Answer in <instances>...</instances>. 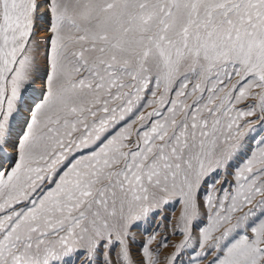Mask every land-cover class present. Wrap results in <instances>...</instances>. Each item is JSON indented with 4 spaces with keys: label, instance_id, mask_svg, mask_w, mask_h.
I'll return each mask as SVG.
<instances>
[{
    "label": "snow or ice",
    "instance_id": "1",
    "mask_svg": "<svg viewBox=\"0 0 264 264\" xmlns=\"http://www.w3.org/2000/svg\"><path fill=\"white\" fill-rule=\"evenodd\" d=\"M0 264H264V0H0Z\"/></svg>",
    "mask_w": 264,
    "mask_h": 264
},
{
    "label": "rangeland",
    "instance_id": "2",
    "mask_svg": "<svg viewBox=\"0 0 264 264\" xmlns=\"http://www.w3.org/2000/svg\"><path fill=\"white\" fill-rule=\"evenodd\" d=\"M178 213H179V210L177 209L176 215H178ZM165 215L169 216L172 219L173 223L175 222V215H173V213L167 212V213H165ZM143 239H144L143 235L138 233L137 234V242L141 243V242H143Z\"/></svg>",
    "mask_w": 264,
    "mask_h": 264
}]
</instances>
